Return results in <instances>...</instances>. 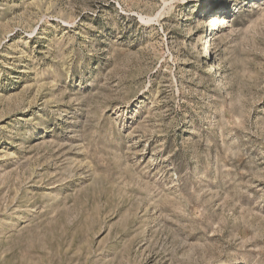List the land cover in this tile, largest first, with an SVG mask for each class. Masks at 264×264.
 I'll return each instance as SVG.
<instances>
[{
  "label": "rangeland",
  "instance_id": "obj_1",
  "mask_svg": "<svg viewBox=\"0 0 264 264\" xmlns=\"http://www.w3.org/2000/svg\"><path fill=\"white\" fill-rule=\"evenodd\" d=\"M0 264H264V0H0Z\"/></svg>",
  "mask_w": 264,
  "mask_h": 264
},
{
  "label": "bare ground",
  "instance_id": "obj_2",
  "mask_svg": "<svg viewBox=\"0 0 264 264\" xmlns=\"http://www.w3.org/2000/svg\"><path fill=\"white\" fill-rule=\"evenodd\" d=\"M217 68L214 65H211L209 70H216Z\"/></svg>",
  "mask_w": 264,
  "mask_h": 264
}]
</instances>
